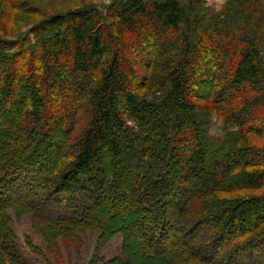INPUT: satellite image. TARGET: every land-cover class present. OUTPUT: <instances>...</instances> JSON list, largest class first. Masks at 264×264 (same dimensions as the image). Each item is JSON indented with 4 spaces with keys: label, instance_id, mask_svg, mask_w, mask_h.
Here are the masks:
<instances>
[{
    "label": "trees",
    "instance_id": "1",
    "mask_svg": "<svg viewBox=\"0 0 264 264\" xmlns=\"http://www.w3.org/2000/svg\"><path fill=\"white\" fill-rule=\"evenodd\" d=\"M1 123L0 264H30L11 212L54 253L121 233L104 264H264V0H112L0 38Z\"/></svg>",
    "mask_w": 264,
    "mask_h": 264
},
{
    "label": "rangeland",
    "instance_id": "2",
    "mask_svg": "<svg viewBox=\"0 0 264 264\" xmlns=\"http://www.w3.org/2000/svg\"><path fill=\"white\" fill-rule=\"evenodd\" d=\"M112 0H0V38L6 39H25L29 31L43 19L63 13L72 9L95 6L101 10L106 8V5L111 3ZM230 0H227V3ZM17 3L22 5V12H16ZM206 6L216 13H223L225 7L221 8L219 0H205ZM200 92H204L203 89H199ZM201 94V93H200ZM14 105L8 104L9 112L14 110ZM7 114V113H6ZM5 114V116H6ZM58 128V127H57ZM54 129V141L59 142L61 140V131ZM2 129V123L0 132ZM8 136H15L17 134L16 129H8ZM210 134L215 138L216 143H219L222 138V119L215 117L210 126ZM5 137L0 138V151L3 150V143ZM12 138V137H11ZM10 142V141H9ZM10 148L6 147V151ZM40 155L38 161H42L53 157L56 151L52 155V152H44ZM48 162V161H47ZM131 211L124 201L117 202L108 209V213L111 216H127ZM13 217L12 227L15 230L18 237V245L24 258L30 262V264H90L91 260L96 258L100 260L99 264H104L105 261L119 257L123 252L124 236L121 233L116 234L110 243L96 255L97 239L99 231L87 232L82 234L84 239L83 244L80 247H74L65 244L61 239H58L57 244L59 251L54 253L50 251L42 237L33 229L31 215H26L20 219L15 217L14 212L10 213ZM138 216V217H137ZM139 224L140 221L148 219L146 214L135 215ZM136 227L132 229L135 236ZM133 238V237H132ZM174 241V240H173ZM136 261V260H135ZM133 261V262H135Z\"/></svg>",
    "mask_w": 264,
    "mask_h": 264
},
{
    "label": "clouds",
    "instance_id": "3",
    "mask_svg": "<svg viewBox=\"0 0 264 264\" xmlns=\"http://www.w3.org/2000/svg\"><path fill=\"white\" fill-rule=\"evenodd\" d=\"M219 3H220L221 8H222L224 5H226L227 0H219Z\"/></svg>",
    "mask_w": 264,
    "mask_h": 264
}]
</instances>
